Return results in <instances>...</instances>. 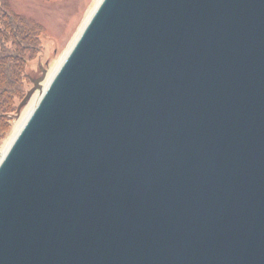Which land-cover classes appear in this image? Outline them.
I'll return each mask as SVG.
<instances>
[{
    "label": "water",
    "instance_id": "water-1",
    "mask_svg": "<svg viewBox=\"0 0 264 264\" xmlns=\"http://www.w3.org/2000/svg\"><path fill=\"white\" fill-rule=\"evenodd\" d=\"M55 72L0 264H264V0H101Z\"/></svg>",
    "mask_w": 264,
    "mask_h": 264
},
{
    "label": "rangeland",
    "instance_id": "rangeland-1",
    "mask_svg": "<svg viewBox=\"0 0 264 264\" xmlns=\"http://www.w3.org/2000/svg\"><path fill=\"white\" fill-rule=\"evenodd\" d=\"M3 2L19 16L44 28L41 35L42 52L29 63L27 68L25 86L27 95L34 88L33 80L42 78L44 74L47 79L52 77V72L57 69L58 64L72 48L99 1L3 0ZM47 79L44 80L45 82H40L43 88L47 85ZM39 92L36 89L26 105L21 107L20 113L17 111L15 114L12 131L9 137L0 144V151L6 148L15 133L17 124L24 118L32 103L34 107L38 102Z\"/></svg>",
    "mask_w": 264,
    "mask_h": 264
},
{
    "label": "trees",
    "instance_id": "trees-1",
    "mask_svg": "<svg viewBox=\"0 0 264 264\" xmlns=\"http://www.w3.org/2000/svg\"><path fill=\"white\" fill-rule=\"evenodd\" d=\"M43 32L42 26L0 0V144L9 137L18 106L26 97L27 68L42 52Z\"/></svg>",
    "mask_w": 264,
    "mask_h": 264
},
{
    "label": "bare ground",
    "instance_id": "bare-ground-1",
    "mask_svg": "<svg viewBox=\"0 0 264 264\" xmlns=\"http://www.w3.org/2000/svg\"><path fill=\"white\" fill-rule=\"evenodd\" d=\"M99 2L101 1V0H98ZM99 4V3H98ZM93 13V12H92ZM90 17H91V15H90ZM90 17H89V19H90ZM88 19V20H89ZM65 59V58H64ZM64 59L61 61V63L60 64H58V67H57V69L55 70V71H57L59 68H60V66H61V64L63 63V61H64ZM55 71H53L52 72V76L54 75V73H56ZM51 77V76H50ZM49 77V78H50ZM49 78L47 79V82L49 81ZM52 78V77H51ZM39 97H40V95H39ZM39 100V99H38ZM37 104V103H36ZM33 103H32V105H31V107H30V109L28 110V112L25 114V116H24V118L23 119H21L20 120V122L17 124V126H16V128H15V133H14V135H13V137L11 138V140L7 143V146H6V148L2 151V155L1 156H3L6 152H7V150L10 148V146H11V144L13 143V141L15 140V138L17 137V135L19 134V132H20V130L22 129V127H23V125L25 124V122H26V120L28 119V117H29V115L31 114V112L33 111V109L35 108V106L33 107ZM33 107V108H32ZM32 109V110H31ZM30 110H31V112H30Z\"/></svg>",
    "mask_w": 264,
    "mask_h": 264
}]
</instances>
